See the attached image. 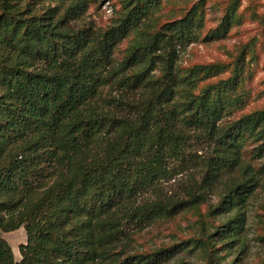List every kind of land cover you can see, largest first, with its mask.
Masks as SVG:
<instances>
[{
  "label": "trees",
  "instance_id": "trees-1",
  "mask_svg": "<svg viewBox=\"0 0 264 264\" xmlns=\"http://www.w3.org/2000/svg\"><path fill=\"white\" fill-rule=\"evenodd\" d=\"M9 1L0 0V264L107 261L113 243L128 239L163 210L139 199L159 179L171 175L172 168L162 165L165 149L170 147L168 157L179 159L183 128L211 140L219 153L208 160L205 179L234 166L246 133H256L264 146V113L222 129V107L210 102L208 94L189 92L192 80L186 83L188 77H179L183 88L177 86L174 91L166 83L155 102L147 97L134 120L123 123L107 146L106 164L86 160L103 118L83 111L103 84L110 47L135 29L159 0H136L126 26L107 31L96 46L79 34L62 32L56 24L23 18V11ZM72 3L80 9L86 0ZM195 17L190 11L158 32L146 33L147 40L132 47L130 57L143 52L150 65L161 60L162 78L174 79L173 55L177 47L191 42L193 28L198 26ZM36 64L43 67L38 70ZM58 166L63 167L59 178L30 201L34 189ZM238 187L225 195L228 200L223 204L243 201L247 190L238 192ZM20 228L26 241L18 248L21 260L16 262L1 233ZM237 229L228 225L229 232L221 233H227L229 240ZM175 253L170 248L118 263L112 259L110 264H163Z\"/></svg>",
  "mask_w": 264,
  "mask_h": 264
},
{
  "label": "rangeland",
  "instance_id": "rangeland-1",
  "mask_svg": "<svg viewBox=\"0 0 264 264\" xmlns=\"http://www.w3.org/2000/svg\"><path fill=\"white\" fill-rule=\"evenodd\" d=\"M9 2L23 11V18L36 17L43 24H56L62 32L79 34L89 45L103 39L107 31L124 28L137 4L136 0H86L84 7L75 9L72 0ZM190 11L198 26L193 28L191 42L176 48L171 69L174 79L162 78L161 60L155 59L150 65L143 52L130 57L131 48L145 43L147 34L181 20ZM42 67L36 64V69ZM102 76L103 84L83 111L103 118L86 159L93 158L96 165L106 164L103 157L107 146L117 138L124 122L134 120L137 108L147 97L155 102L166 83L174 91L177 86L183 88L179 77H188L186 83L192 80L189 92L208 94L210 102L222 107V129L246 116L264 113V0H159L135 29L125 32L110 47ZM175 98L178 100V94ZM182 133L185 139L180 142L178 160L168 157L170 147L165 149L162 165L172 168L171 175L159 179L139 199L163 210L128 239L113 243L111 256L102 264L170 248L176 253L163 264H264L263 141L256 133H246L234 166L205 179L208 160L219 153L211 140L198 137L195 130L183 128ZM62 171L61 166L50 171L29 200L39 197ZM237 186L238 192L247 190L243 201L223 204L228 200L225 195ZM228 225L238 229L232 232L234 238L226 240L227 233L221 231L229 232ZM1 237L19 262L18 248L26 241L24 229L1 233Z\"/></svg>",
  "mask_w": 264,
  "mask_h": 264
}]
</instances>
